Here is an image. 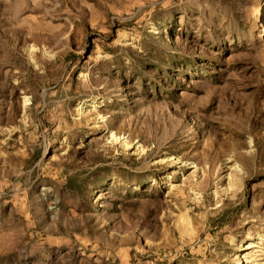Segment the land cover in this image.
<instances>
[{"label":"rangeland","instance_id":"rangeland-1","mask_svg":"<svg viewBox=\"0 0 264 264\" xmlns=\"http://www.w3.org/2000/svg\"><path fill=\"white\" fill-rule=\"evenodd\" d=\"M0 264H264V0H0Z\"/></svg>","mask_w":264,"mask_h":264}]
</instances>
